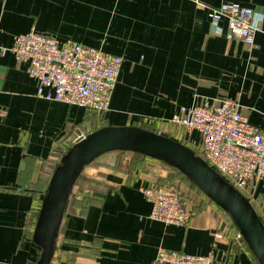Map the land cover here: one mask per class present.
<instances>
[{
	"label": "crops",
	"instance_id": "0c3cea01",
	"mask_svg": "<svg viewBox=\"0 0 264 264\" xmlns=\"http://www.w3.org/2000/svg\"><path fill=\"white\" fill-rule=\"evenodd\" d=\"M225 2L255 10L253 45L228 39L225 21L214 25L208 6ZM32 29L124 57L108 111L37 96L38 81L10 50L17 34ZM216 99L238 102L264 131V0H0V107L8 112L0 117V264L36 262L42 200L61 158L82 134L140 126L166 132L198 153L199 132L171 118L182 106ZM174 171L130 151L107 152L85 166L51 264H151L159 247L195 255L214 250V264H259L225 212L188 180V224L149 217L151 204L140 187L171 184ZM241 192L264 221V179Z\"/></svg>",
	"mask_w": 264,
	"mask_h": 264
},
{
	"label": "built area",
	"instance_id": "2783aa9c",
	"mask_svg": "<svg viewBox=\"0 0 264 264\" xmlns=\"http://www.w3.org/2000/svg\"><path fill=\"white\" fill-rule=\"evenodd\" d=\"M214 25L226 22V37L254 44L259 27L255 10L236 2L208 6ZM10 50L27 64L28 74L38 81L37 96L64 102L90 111L109 110L111 97L123 65L122 55L32 29L17 34ZM0 107V117L7 115ZM171 122L197 130L199 154L241 191L251 182L264 179V131L252 125L236 101L214 100L180 107ZM86 136L82 134L80 137ZM151 204L149 217L165 224L186 225L192 209L175 184L141 186ZM237 238L242 239L237 233ZM215 252L195 255L159 247L151 264H214Z\"/></svg>",
	"mask_w": 264,
	"mask_h": 264
},
{
	"label": "water",
	"instance_id": "95a60500",
	"mask_svg": "<svg viewBox=\"0 0 264 264\" xmlns=\"http://www.w3.org/2000/svg\"><path fill=\"white\" fill-rule=\"evenodd\" d=\"M111 151H130L179 170L232 220L259 264H264V222L249 198L193 148L166 132L140 126H105L79 137L56 167L36 217L34 242L41 253L33 264H51L72 188L85 166Z\"/></svg>",
	"mask_w": 264,
	"mask_h": 264
},
{
	"label": "rangeland",
	"instance_id": "374dc122",
	"mask_svg": "<svg viewBox=\"0 0 264 264\" xmlns=\"http://www.w3.org/2000/svg\"><path fill=\"white\" fill-rule=\"evenodd\" d=\"M87 135V134H86ZM175 172V171H174ZM187 178L185 177V176H183L181 173H179V171H176L175 172V176H172L170 179H169V181H171V183L172 184H175V185H177V186H179V188L182 190V192H183V195H184V197H185V200H186V202H189L190 204H191V201L193 200V198H192V196L191 195H193V192L189 189V187H188V182H187ZM189 181V180H188ZM238 190H240V189H238ZM241 191V190H240ZM243 191V190H242ZM191 200V201H190ZM214 206H216V205H214ZM216 208H217V206H216ZM223 215L226 217V218H228L229 219V217L225 214V213H223ZM230 221V223L232 222L231 221V219H229ZM264 222V221H263ZM230 225H232V224H230ZM232 227V226H231ZM236 229V228H235ZM234 230V229H233Z\"/></svg>",
	"mask_w": 264,
	"mask_h": 264
},
{
	"label": "trees",
	"instance_id": "16d2710c",
	"mask_svg": "<svg viewBox=\"0 0 264 264\" xmlns=\"http://www.w3.org/2000/svg\"><path fill=\"white\" fill-rule=\"evenodd\" d=\"M124 152V151H123ZM135 154H138V155H142V156H145V155H143V154H139V153H135ZM162 162V161H161ZM164 164H166L165 162H163ZM167 166H169L168 164H166ZM170 168H173V167H171V166H169ZM173 169H175V168H173ZM175 170H177V169H175ZM177 171H179V170H177ZM180 172V171H179ZM181 173V172H180ZM182 174V173H181ZM183 175V174H182ZM185 176V175H184ZM186 177V176H185ZM187 178V177H186ZM189 182L193 185V186H195V187H197L196 185H194L190 180H189ZM198 188V187H197Z\"/></svg>",
	"mask_w": 264,
	"mask_h": 264
}]
</instances>
